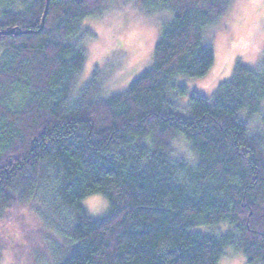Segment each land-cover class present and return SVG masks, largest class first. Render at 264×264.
Segmentation results:
<instances>
[{
	"label": "trees",
	"instance_id": "obj_1",
	"mask_svg": "<svg viewBox=\"0 0 264 264\" xmlns=\"http://www.w3.org/2000/svg\"><path fill=\"white\" fill-rule=\"evenodd\" d=\"M232 1L0 0V33L13 30L0 35V219L28 207L53 264H218L226 248L264 264V127L245 121L264 109V53L259 68L235 62L211 99L192 93L187 115L171 92L206 75L204 34ZM127 2L171 13L151 67L109 95L94 72L75 94L82 21ZM94 194L100 218L81 205Z\"/></svg>",
	"mask_w": 264,
	"mask_h": 264
},
{
	"label": "rangeland",
	"instance_id": "obj_2",
	"mask_svg": "<svg viewBox=\"0 0 264 264\" xmlns=\"http://www.w3.org/2000/svg\"><path fill=\"white\" fill-rule=\"evenodd\" d=\"M170 17L169 11L142 14L132 2L114 4L100 15L86 17L79 31L83 35L85 62L75 94L94 72L102 84V94L124 90L151 67L160 27ZM204 39L214 55L206 75L200 78L180 75L172 81V100L181 115H187L192 93L211 99L217 85L229 78L235 62L259 68L264 53V0H233L220 21L205 32ZM14 102L12 98L10 104ZM263 120L264 109L245 118L251 132L262 131ZM177 143L173 142V146L179 149L181 145L178 147ZM181 144L183 152L191 157L187 144ZM81 205L91 218H100L108 211L107 200L100 194L84 198ZM207 230L224 232L226 227L220 225ZM46 235L28 207L10 208L0 219V264H53L57 251ZM218 264L247 262L240 252L226 248Z\"/></svg>",
	"mask_w": 264,
	"mask_h": 264
},
{
	"label": "water",
	"instance_id": "obj_3",
	"mask_svg": "<svg viewBox=\"0 0 264 264\" xmlns=\"http://www.w3.org/2000/svg\"><path fill=\"white\" fill-rule=\"evenodd\" d=\"M46 1L48 2V1H50V0H46ZM12 31H13V30H11L10 32H12ZM10 32H2V33H0V35H1V34H4V35H5V34H8V33H10Z\"/></svg>",
	"mask_w": 264,
	"mask_h": 264
}]
</instances>
